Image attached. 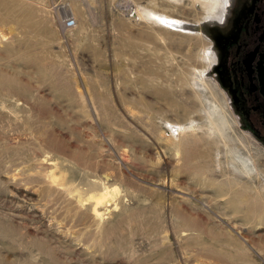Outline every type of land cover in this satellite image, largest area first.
<instances>
[{"label":"rangeland","instance_id":"1","mask_svg":"<svg viewBox=\"0 0 264 264\" xmlns=\"http://www.w3.org/2000/svg\"><path fill=\"white\" fill-rule=\"evenodd\" d=\"M224 3L0 0V219L25 233H0V264H264V220L241 209L264 212V143L212 69ZM103 183L98 219L75 190Z\"/></svg>","mask_w":264,"mask_h":264},{"label":"flooded vegetation","instance_id":"2","mask_svg":"<svg viewBox=\"0 0 264 264\" xmlns=\"http://www.w3.org/2000/svg\"><path fill=\"white\" fill-rule=\"evenodd\" d=\"M213 73L241 124L264 143V0H225L211 23Z\"/></svg>","mask_w":264,"mask_h":264},{"label":"bare ground","instance_id":"3","mask_svg":"<svg viewBox=\"0 0 264 264\" xmlns=\"http://www.w3.org/2000/svg\"><path fill=\"white\" fill-rule=\"evenodd\" d=\"M202 4V3H201ZM204 4V3H203ZM218 3L217 2H211L209 5H210V8L211 9V13L214 12V9H216V5ZM206 7V6H205ZM203 8H204V5H203ZM150 15H153V17H156L157 19L161 21H164V23L166 22V24H171L172 26H179V27H182L181 25H178L175 21H172V20H168L166 18V15H160V14H151ZM75 18V17H74ZM154 19V18H153ZM157 21V20H156ZM76 22V20H75ZM76 24V23H75ZM73 28V27H72ZM174 28V27H173ZM183 30V29H182ZM186 30V29H185ZM188 30V29H187ZM22 93V92H21ZM21 93H18V92H8V95L10 96H18V94H21ZM24 93V92H23ZM22 93V94H23ZM7 94V93H6ZM26 96V95H25ZM2 98V97H1ZM5 98V97H4ZM3 98V100H4ZM7 98V97H6ZM8 101V100H7ZM20 102V101H18ZM23 101H21L22 103ZM12 103V102H11ZM16 104V103H15ZM24 104V103H23ZM7 105V104H6ZM25 105V104H24ZM20 107V106H19ZM2 110V109H0ZM25 118V117H24ZM237 160V159H236ZM240 165L245 167V168H250V166H248L247 162L248 160L244 159V158H240ZM252 162V165L254 166H257L256 162L254 160H250ZM187 165V164H186ZM251 165V166H252ZM49 167V166H48ZM57 169V168H56ZM54 169V170H56ZM185 169H189V166H185ZM258 170V169H257ZM56 175V174H55ZM64 175V174H63ZM51 177V182H54L56 180V177H54L53 175V172L50 174L49 176V179ZM66 177V176H65ZM105 177V176H104ZM104 182V181H103ZM59 184V185H64L65 182L63 180H58L56 182V184ZM57 184V185H58ZM58 185V187H59ZM68 185V184H67ZM102 185V184H101ZM117 186V185H116ZM116 186H111L109 187L108 185L104 184L103 183V187L101 186V189L95 191V192H91L87 195V197L83 198L81 197L79 191L75 190L76 192V195L77 196V201L81 204V205H84V204H87L90 200L92 201V203L90 204V213L91 215H93L94 217L98 218V219H101L103 217V212L101 210V206L102 204L106 203L108 200H111L115 195V191L116 190ZM62 187V186H61ZM68 188V186H66ZM70 187V186H69ZM62 190V189H61ZM81 191V190H80ZM236 191H240L238 193H240L237 197V195L235 194ZM69 193H72V190L70 189L69 191H67ZM119 192V190H118ZM73 194V193H72ZM83 194H84V191H83ZM216 196H219L221 197L220 200H225L226 202H234V200L238 201L237 203L240 202V205H236V206H233L234 207V211H237L240 207H242L243 205H246L245 203H241V201L245 200L247 198L246 194H245V190L243 188H239L238 190H233L231 191L230 189L228 188H220L218 187L216 189ZM260 197V195H259ZM237 198V199H236ZM261 198V197H260ZM219 199V198H218ZM86 201H88L86 203ZM219 201V200H218ZM230 205V204H229ZM87 206V205H86ZM231 206V205H230ZM89 207V206H88ZM103 208V207H102ZM258 207H253L250 206V208L246 207V206H243L241 209L243 210H247V209H251L252 212L257 215V218L261 219V220H264V212L262 209H257ZM68 211V210H67ZM245 212V211H244ZM248 214L244 213V216H247ZM223 216V215H222ZM233 216V215H232ZM228 218V217H227ZM247 218V217H246ZM245 218V219H246ZM8 220V219H7ZM6 223L3 222V220L0 219V233L3 234V236H8L9 238H13L12 236L14 237H24L25 233L23 231H20V230H16V229H12L10 224H8L10 226V229L8 227L5 226ZM7 225V224H6ZM246 238V237H245ZM18 239V238H17ZM193 249V248H192ZM186 250V249H185ZM261 254V253H260ZM259 254V255H260ZM189 258V257H188ZM215 263V262H214Z\"/></svg>","mask_w":264,"mask_h":264},{"label":"built area","instance_id":"4","mask_svg":"<svg viewBox=\"0 0 264 264\" xmlns=\"http://www.w3.org/2000/svg\"><path fill=\"white\" fill-rule=\"evenodd\" d=\"M75 18L72 14H68L66 16H64L61 20H60V26L63 29H68V28H72L75 26Z\"/></svg>","mask_w":264,"mask_h":264},{"label":"water","instance_id":"5","mask_svg":"<svg viewBox=\"0 0 264 264\" xmlns=\"http://www.w3.org/2000/svg\"><path fill=\"white\" fill-rule=\"evenodd\" d=\"M259 74L264 87V55H263V61L259 64ZM262 93L264 95V92Z\"/></svg>","mask_w":264,"mask_h":264}]
</instances>
